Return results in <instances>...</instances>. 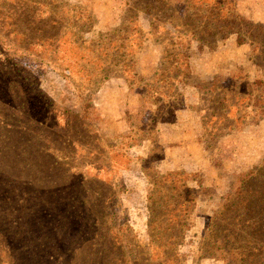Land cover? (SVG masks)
<instances>
[{
  "label": "rangeland",
  "instance_id": "obj_1",
  "mask_svg": "<svg viewBox=\"0 0 264 264\" xmlns=\"http://www.w3.org/2000/svg\"><path fill=\"white\" fill-rule=\"evenodd\" d=\"M128 1L55 0L32 13L0 0V264H158L148 225L154 170L183 171L189 187H203L178 248L182 264H229L205 252L227 238L213 222L240 174L264 166V112L255 98L243 101L244 86L232 87L242 78L257 95L264 90V47L236 34L212 48L194 42L174 117L140 130L156 108L145 103L141 80L151 79L163 50L149 37V19L140 13L136 21L141 45L127 42L137 76L111 66L102 77L111 50L86 49L114 34ZM235 2L241 16L264 24V0ZM82 8L96 24L74 36L71 16ZM224 92L227 109L219 104ZM120 100L130 128L115 132L103 112L117 111ZM71 113L78 118L70 126Z\"/></svg>",
  "mask_w": 264,
  "mask_h": 264
},
{
  "label": "trees",
  "instance_id": "obj_2",
  "mask_svg": "<svg viewBox=\"0 0 264 264\" xmlns=\"http://www.w3.org/2000/svg\"><path fill=\"white\" fill-rule=\"evenodd\" d=\"M55 2V0H51ZM50 1V2H51ZM184 4L180 12L177 2ZM130 0L121 26L113 33L101 34L99 40L92 39L86 49L96 52L102 45L111 51L106 53L103 61L102 77H108L111 66H120L124 75L137 76L133 63L128 58L127 42L134 37V43L141 45L142 34L138 23V15L143 13L150 21L148 31L156 43L163 47L160 66L155 70L150 80H141L145 88L144 100L147 104H155L152 120L140 130L152 128V124L168 122L174 117L180 104V88L186 82L189 73L190 56L188 49L194 42L200 47H213L217 38L226 39L232 34L238 36V41L250 42L255 48L264 47V24H255L241 16L236 8L235 0ZM42 0H18L17 9L37 13L39 7H49L54 3ZM36 4V5H35ZM65 8L64 3H58ZM35 5V6H33ZM58 10H61L57 8ZM70 5V13L73 12ZM52 10V9H50ZM52 12V11H51ZM75 12V11H74ZM70 28L74 36L77 31L91 30L96 24L95 17L88 9L82 8L81 13H74ZM134 25V26H133ZM106 35V36H104ZM104 38V41H103ZM84 46L85 42L77 44ZM132 44V45H133ZM153 81L152 83H149ZM249 79L238 78L232 87L239 91L243 86L247 96H242L248 104L254 101L259 106V112H264L263 89L255 92ZM227 92L223 93L219 104L227 109ZM70 115V126L78 118ZM84 115V116H83ZM87 116V110L83 112ZM209 119V117H206ZM227 127V126H225ZM214 128L221 131L222 128ZM232 128V127H230ZM154 129L151 133L154 134ZM149 138V137H148ZM71 142H77L70 136ZM263 165L257 166L240 174V183L230 192L221 211L217 212L213 222L220 231L226 232L227 238L222 243L208 245L213 249L205 252L207 256L219 254L229 260V264H264V172ZM183 171L160 173L154 170L150 175L152 195L150 196L149 236L150 246L156 252L158 264H182L179 258V245L185 241L190 229L189 216L194 209L198 196L202 193L201 184L192 188L185 182ZM218 229V230H219ZM111 230V229H110ZM215 248V249H214ZM261 257V259H259ZM138 260V259H137ZM139 264V262H138Z\"/></svg>",
  "mask_w": 264,
  "mask_h": 264
},
{
  "label": "crops",
  "instance_id": "obj_3",
  "mask_svg": "<svg viewBox=\"0 0 264 264\" xmlns=\"http://www.w3.org/2000/svg\"><path fill=\"white\" fill-rule=\"evenodd\" d=\"M130 89L131 90H135L137 92V90H136L137 88L136 89L130 88ZM140 99H141V97H140ZM124 104L125 103L121 102V100H120L118 103H116V105H120L119 106L120 109H119V107H117V109H118L117 111L103 112V114H104V119L103 120L105 121V122H103V125L106 128H110V130H113L115 132H124V131H126V130H128L130 128L129 121L126 118V114H127L126 113V108L127 107L124 108L123 107ZM101 107H103V105H101ZM114 115L116 116L115 119L112 117ZM173 152L174 151H172L169 156H172Z\"/></svg>",
  "mask_w": 264,
  "mask_h": 264
}]
</instances>
